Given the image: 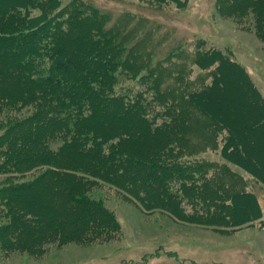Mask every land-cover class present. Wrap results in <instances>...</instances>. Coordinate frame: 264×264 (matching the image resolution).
Listing matches in <instances>:
<instances>
[{"label":"rangeland","instance_id":"1","mask_svg":"<svg viewBox=\"0 0 264 264\" xmlns=\"http://www.w3.org/2000/svg\"><path fill=\"white\" fill-rule=\"evenodd\" d=\"M258 1L264 3L28 0L26 8L0 13L1 33L22 31L30 19L40 15H57L48 46L104 76L100 85L105 87L101 93L107 97L101 102L105 106L100 122L104 141L99 146L102 153H110L109 160L119 152L131 160L169 165L168 175L177 164L190 170L187 175L168 178L165 186L176 197L174 202L165 186H157V180L154 183L146 176L149 166L145 170L136 168L128 177L132 186H127L101 161L83 162L75 153L66 157L64 153L79 147L70 137L57 138L50 143L56 157L49 183L37 184L35 197L56 211L62 205L68 209L76 199L74 212L66 217L68 232L63 237L65 241L68 237L73 240L62 245L59 237L52 236L30 246H10L0 238V264H264V185L222 159L223 131L188 100L191 93L206 89L214 75L212 68L200 70L196 65L200 53L208 49L230 52L264 99V13L259 12ZM98 57L107 62H98ZM47 60L43 55L34 67L26 62L21 65L27 75L41 77ZM226 71L224 85L226 78L232 82L235 77ZM21 73L14 65L7 67L0 62V98L15 96V100H21V91L29 87L20 79ZM24 98L29 99L26 93ZM41 104L44 113L48 106ZM30 113V108L20 103L7 105L0 101V132L4 123ZM39 117L43 120L40 113ZM120 117L133 122L128 131L135 136L128 131L118 135L109 129L107 132L112 133L106 138V127L120 122ZM261 133L248 126L247 135H243L250 143L243 148L246 157L253 148L258 150ZM112 143H116V152H109ZM248 164L261 172L262 162L257 155ZM197 166L202 173L199 177ZM33 175L0 173V184L20 183ZM92 177L100 180L98 184L85 186L83 181ZM154 192L169 197L166 207L160 200L155 205L141 202ZM239 192L253 194L260 217L232 228L231 211L221 206ZM4 202L0 195V226L7 220ZM85 202L97 220L90 215L85 220ZM242 203H248L251 212L256 210L250 200L241 199L238 207ZM239 208L248 217L247 208L246 213L242 206ZM77 228L84 230L79 233Z\"/></svg>","mask_w":264,"mask_h":264},{"label":"trees","instance_id":"2","mask_svg":"<svg viewBox=\"0 0 264 264\" xmlns=\"http://www.w3.org/2000/svg\"><path fill=\"white\" fill-rule=\"evenodd\" d=\"M27 1L0 0V13L8 14L13 10L26 8ZM258 5L259 12L264 13V3L258 1ZM254 11L256 12V10ZM56 17L58 16L46 18V16L40 15L30 19L22 31L0 32V62L5 63L7 67L14 65L21 69L20 79L29 85L21 91L26 93L29 99L24 98L23 94L20 101L15 100V96H5L0 98L3 99L0 101L7 105L20 103L31 110L29 115L16 119L9 124L8 122L4 123L2 126L0 132V173L34 174L30 179L20 183L6 182L0 184V195H3L5 199L3 206L7 219L0 226V238L5 240L4 244L10 246L16 244L30 246L39 241L53 239L52 236L59 237L58 243L62 245L73 240L68 237L65 241L63 237L68 232L66 217L74 212L73 202L76 199H72L68 209L62 205L60 210L56 211L50 205H42L35 197L37 184L49 183L50 174L55 165L53 160L55 152H52V144L50 143H53L52 141L57 138L70 137L74 140V145L79 147L76 151L70 150L69 153H64L66 157L75 153L74 156L83 162L101 161L106 164V170L112 169V176L122 180L127 186H132L128 177L133 174L136 168L145 170L149 166L146 176L151 178L154 183L157 180L158 182L155 183L157 186H165L171 176H183L190 172L188 166L182 167L177 164L172 166L171 174L168 175L169 165L166 166L161 163L156 165L151 164V161L131 160L130 156L120 155L119 152L116 156L113 153V159L109 160L107 157L110 153H102L103 149L99 144L104 141V130L103 126H100V122L102 118L101 109L105 106L101 102L107 97L101 93L105 87L100 85L104 82V76L100 75L99 70H89L88 68L86 70L82 63L65 56L59 49L53 50V47L48 46V40L57 25ZM43 55L48 57L47 66L41 71L43 75L35 78L30 73L27 75L21 64L26 62L34 67V63ZM98 62L106 63L107 60L98 57ZM196 65L200 70L212 68L214 75L206 89L193 92L188 96L189 102L213 119L223 131V142L220 149L222 159L248 173L264 185L263 97L247 72L230 52L215 49L204 50L197 58ZM226 70L234 73L235 77L232 76V82L226 78L225 81L227 82L224 85V76L228 75ZM244 90L245 92H243ZM241 95L245 98V102ZM41 103L48 106L44 113ZM228 108L231 112L228 111ZM233 109L237 111L239 119ZM39 113L43 120L40 119ZM111 118L113 119V117ZM119 120L120 122H114L112 125L108 124L106 138L112 132L119 135L124 133L123 131L133 128L131 120L129 121L124 117H120ZM248 126L252 127L253 130L262 131L260 134L262 140L259 142L258 150L255 152L253 148V152H250L246 157L243 148L250 143L244 141L243 135H247ZM109 129L114 130L107 132ZM145 129L146 134H149L150 129L148 127ZM126 133H132L135 136L133 132L128 131ZM126 136L129 137L131 134ZM108 149L109 152H116V143L109 145ZM256 155L262 162L260 169L262 173L254 170L248 164L249 160ZM196 172L198 177L202 175L199 166H197ZM159 175L162 180L157 179ZM81 177L86 178V175H81ZM98 181L100 180L92 177L89 180H84L83 184L89 186L93 184L92 182L98 184ZM183 185L185 184L182 183L181 186ZM166 190L171 196L170 200L175 202L176 197L170 193L168 186H165ZM160 191L162 193L163 188H160ZM150 196L154 200H151ZM150 196L143 198L141 202L155 205L160 200L164 207L170 202L169 197L159 195L158 192H154ZM243 198L250 200L251 207L256 209L251 212L252 209L248 203L240 204L239 207L242 206L245 213L247 208L248 217L238 207L239 201ZM254 201L255 198L252 193L239 192L230 197L229 203L226 202L225 205L221 206V209H230L229 224L232 228L259 219L257 202ZM80 203H82V199H80ZM85 205L87 207V209L84 208L85 220L88 219L89 215L93 220H97L90 214L88 202H85ZM240 214L241 216L238 218ZM81 216L83 218L82 214ZM78 224L80 225V223ZM69 226L74 232L73 220H70ZM77 229L79 233L84 230Z\"/></svg>","mask_w":264,"mask_h":264}]
</instances>
